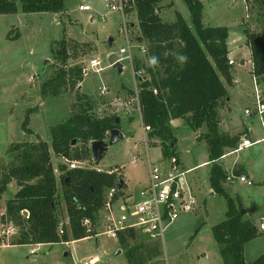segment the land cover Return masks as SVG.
<instances>
[{
  "label": "rangeland",
  "instance_id": "374dc122",
  "mask_svg": "<svg viewBox=\"0 0 264 264\" xmlns=\"http://www.w3.org/2000/svg\"><path fill=\"white\" fill-rule=\"evenodd\" d=\"M165 1L170 2L163 0L161 5H164ZM173 1L175 7L171 10H168L170 4L166 7L162 6L164 8L162 20H172L173 12L177 10L183 13L184 19L190 25L191 19L186 4L182 0ZM63 2L65 10L58 14L50 12L25 14L18 5L17 12L0 15V181L8 168L21 162V153L27 147L37 144L39 137V140L45 141L49 148L51 165L57 179L56 191L61 194L60 167H64L65 171L67 166L62 157L52 152L49 129L51 126L66 122L72 113L89 110V106L92 112L101 117L118 116L123 138L109 145L99 162L93 159L92 154L88 158L75 161L88 169L92 167L106 172L116 166L121 167L120 170L124 172L127 184L126 190L138 194L148 179L139 115L134 108L130 115L127 114L126 109L120 105L127 99L133 98V92L128 90L134 91L136 82L128 59L120 63L121 72L117 67L109 66L108 59L110 54H118L119 50L126 46L122 33L124 23L121 14L111 12L105 0H63ZM201 2L206 24L213 27H230L233 32L229 40L232 51L230 56L238 64L232 68V71L235 79L240 83L236 87L226 88L230 101L226 103L225 99H221L216 109L217 117L223 124L219 129L222 130L227 126L230 129H237L242 122L244 124L249 122L259 129L255 119L249 121L243 117L242 109L251 105L254 84L248 73V64L240 65L241 60L249 61L250 55L244 40L239 41L238 38L243 37L242 27L256 34L264 32V8L256 0H248L245 3L244 0H201ZM85 5H89L91 11H79V6ZM124 21L127 22L129 40L134 45L132 57L145 61L147 58L139 47L143 46L147 50L149 44L140 34L139 21L134 10L125 15ZM240 21L241 26L238 25ZM8 34L10 38L15 34H18V37L8 39ZM61 40L64 41L68 54L65 69L72 66L86 67L88 59L91 58L100 59V67L103 69L98 74L87 73L80 88L72 87L68 82L60 89L58 96L42 97L40 92L42 84L50 75H54L63 67L59 55ZM46 62L49 64L46 65ZM146 74L147 72H143L142 76ZM257 80L261 84L264 83L262 79ZM103 88L105 92L100 95ZM78 95L83 96L82 99L79 100ZM27 118L30 135L23 133L21 129ZM201 128L203 132H207L205 126ZM172 130L177 139L176 153L179 152L181 164L184 168L196 167L194 171L185 175L190 188L196 194V204L193 211L184 213L180 220L166 229L163 243L160 242L159 257L145 259V248L149 242L129 241L124 248L119 246L116 239L104 235L91 236L68 246L63 244L40 246L35 255H30L32 248L30 245L3 246L14 244L20 238L22 230L19 226L20 232L15 238L4 243L0 242V264H83L84 262L90 264L88 261L94 256L98 259L92 264H127L125 253L130 248L134 251L132 264H224L211 229L225 219L227 206L222 196L211 195L212 191H209V166H198L208 158L206 143L197 142L196 137L199 133L193 132L186 120L175 123ZM134 146L142 153L141 160L137 164L132 162ZM259 146L263 147L264 143ZM80 147L81 143L76 144L70 151L71 156ZM148 152L159 170L164 172L168 161L166 158L163 159L159 144L155 146L149 144ZM261 153L264 155L262 150L256 155ZM245 154L246 152H239L227 156L220 159L217 164L224 168L232 161L242 162ZM70 161L73 160L68 159V162ZM182 165L178 166L177 170L181 171ZM254 187L241 182L225 183L226 191L233 197L238 195L243 198V195L250 194ZM17 189L15 182H11L1 195L0 223L1 215L6 213V202L14 197ZM257 200L264 203V192L257 197ZM57 204L59 222L67 228L65 224L67 215L61 197ZM256 218L255 216L253 219L254 224L259 226V219ZM96 231H100L99 228ZM261 254H264V233H257L255 238L244 242L243 258L251 263Z\"/></svg>",
  "mask_w": 264,
  "mask_h": 264
},
{
  "label": "trees",
  "instance_id": "16d2710c",
  "mask_svg": "<svg viewBox=\"0 0 264 264\" xmlns=\"http://www.w3.org/2000/svg\"><path fill=\"white\" fill-rule=\"evenodd\" d=\"M182 1L188 8L190 25L180 13H175L174 22L162 20L159 16L161 0L125 1V15L134 10L139 21L140 34L149 44L145 54L147 59L142 61L133 58L132 62L135 73L147 72L137 81L142 124L150 128L149 138L158 141L152 145L159 144L163 159L175 157L176 160L177 139L170 121L186 120L194 132L202 126L206 127L207 132H201L198 140H203L208 150L209 188L214 194L222 196L227 206L225 219L211 229L213 239L219 246L221 261L224 264H264V254L251 263L243 258L244 242L255 238L257 230L249 222L241 221L237 206L221 186L226 175L217 164L225 154L224 149H235L240 139V135L231 137L218 131L216 109L219 101L227 97L224 82L227 85L232 83L231 67L228 65V29L224 26L208 27L203 24L201 0ZM246 1L248 0H244ZM256 1L264 8V0ZM18 5L25 14H58L65 10L63 0H0V15L17 12ZM242 32L251 60L249 74L264 81V32L256 34L247 28H243ZM9 36L8 34V39H16L18 34L11 38ZM60 45L59 55L63 67L42 84V97L58 96L60 89L68 82L70 86L77 88L83 82L81 67L65 69L68 54L63 40ZM153 89L156 94H153ZM77 97L80 100L83 96ZM88 108L89 110L72 113L64 123L51 126L49 135L53 154L67 160L88 158L92 154L89 147L92 142L106 141L109 136L107 133L111 129L120 130L118 116L101 117L92 112L89 106ZM116 120L119 121L118 124ZM27 126L28 118L21 129L23 133L30 135L31 131ZM37 139V144L27 147L21 153V162L8 168L0 181V197L11 182H15L18 187L14 197L6 202V213L1 215L2 221L7 218L21 227L20 238L11 245L52 246L94 236L95 219L105 205L106 192L109 188L116 187L119 195L125 194L123 172L117 166L108 172L94 168L64 171L61 166L59 183L62 193L58 194L49 148L45 141L39 140V137ZM73 140L77 142L72 144ZM78 143H81V147L71 156V149ZM60 197L70 229L67 231L62 227L61 234L57 229L59 219L56 210ZM22 210L29 213L28 218L22 216ZM83 220L90 222L91 231L88 232V228L82 225ZM117 241L124 248L129 241L149 242L145 248L147 260L161 255L158 243L147 240L133 229L119 232ZM125 256L127 264H132L134 251L130 248Z\"/></svg>",
  "mask_w": 264,
  "mask_h": 264
},
{
  "label": "built area",
  "instance_id": "2783aa9c",
  "mask_svg": "<svg viewBox=\"0 0 264 264\" xmlns=\"http://www.w3.org/2000/svg\"><path fill=\"white\" fill-rule=\"evenodd\" d=\"M108 2V6L111 12H120L123 21L124 40H126V46L119 50L116 55V59L119 63L128 59L131 64L133 62L132 49L134 45L131 44V40L128 37V26L125 19V0H105ZM79 11H91L89 5L79 6ZM141 53L146 54L147 50L141 46L139 47ZM229 58V57H228ZM237 63L231 58L228 59V65L233 68ZM249 69H250V62ZM101 60L98 58L88 59V64L86 67H82V76H86L89 72L100 73L103 68L100 67ZM238 65V64H237ZM109 66H111L109 64ZM112 67V66H111ZM142 71L134 72L132 69V75L136 82V87L134 89L133 98L126 100L124 103H120L121 107L126 109L127 114H131L133 108L137 115H139V121L141 126L142 138V149L145 158L146 171H148V179L146 186L137 194L133 192H128L123 195H119V190L116 187L109 188L105 194V205L102 210L98 213L95 219V232L94 237L104 235L106 237H111L118 239L119 232H127L133 229L135 232L143 235L147 240L156 242L160 245L163 243V237L166 229L173 223L177 222L184 213L193 211L194 205L196 204V199L193 194L192 188H190L185 176L190 170H177V160L175 157L167 158L168 167L164 172L159 170L156 162H154L150 157V152H148V145L158 142L155 139L149 138L150 128L148 126H143L142 124V114L140 113V105L137 96V81L142 78ZM139 78V79H138ZM253 80V90H252V105L246 107L243 112L246 118H254L262 131V138L255 141H251L247 135H243L239 145L232 149L231 153H238L242 148L250 147L256 145L257 143L264 142V83H260L257 78L251 75ZM236 83V82H235ZM105 92V88L100 91V95ZM153 94H156V90H152ZM131 102L133 103L131 105ZM131 105L132 108L129 107ZM130 108V109H129ZM108 134V133H107ZM141 149V150H142ZM133 160L134 164H137L141 160L140 149L134 146L133 150ZM64 164L67 166L68 170L71 169H88L85 165L78 164L77 161L73 160L68 162L67 159L63 158ZM92 168V167H91ZM95 169V168H94ZM97 171H101L96 168ZM109 171V170H108ZM239 182L245 183L247 186L251 185V181L244 175L237 177ZM22 216L28 218L29 213L25 210L21 212ZM2 221V220H1ZM67 231L68 219L65 222ZM260 225L257 227V233H264V219L260 220ZM82 225L88 228V232L91 231V224L88 220H83ZM63 223L58 222L57 229L61 234L63 232ZM100 231H96V230ZM20 230L17 224L13 221L5 218L0 223V242L4 243L12 238H15L19 234ZM73 243V241H71ZM70 243V244H72ZM64 245H69L68 242L62 243ZM39 244L32 245L30 250V255H35L38 252ZM94 259H90L88 262L92 263Z\"/></svg>",
  "mask_w": 264,
  "mask_h": 264
},
{
  "label": "crops",
  "instance_id": "0c3cea01",
  "mask_svg": "<svg viewBox=\"0 0 264 264\" xmlns=\"http://www.w3.org/2000/svg\"><path fill=\"white\" fill-rule=\"evenodd\" d=\"M162 2H163V0H161V2L159 4V6H161V7L162 6L163 7H166L167 5L170 4V8L168 10H171V8H174L175 7V3H174L173 0H170V2H166L165 1L166 3L164 5H161ZM163 7L160 10V14H159L160 17L162 16V14L164 12V8ZM175 13H180V15L182 16V18L184 19V16H183V13L182 12H180V11L178 12L177 10H174V12H173V15H174L173 16V19L172 20L168 19V22H174L175 21ZM203 17L204 16H203V11H202V19H203ZM161 19H162V17H161ZM185 21L187 22V20H185ZM203 24L205 26H208V27H213V26H210L209 24H206L205 23V19H203ZM238 25L241 26L242 25V22L240 21L238 23ZM226 28L228 29V39H227V48H228V51H229L228 57L231 58L230 55H231V52L232 51H231L230 46H229V40L231 38V35H233V32L231 31V29H229L230 27L229 28L226 27ZM242 29H243V27H242ZM240 39L241 40H244V44H245V37L243 36L241 38H238L239 41H240ZM248 54H249V52H248ZM248 62H251V60H249V61L241 60L240 61V65L241 66H244L245 64H248ZM248 68H249V64H248ZM121 71H122V69H121ZM248 73H249V69H248ZM230 75H232V83L230 85H227L224 82L225 88H227L228 86L236 87L237 84L240 83L238 81V79H235V75L233 74L232 68L230 70ZM80 85H81V83H80ZM125 88H126V86H125ZM125 90H127V89H125ZM226 93H227V97L225 98V100H226V103H228L230 101V96H229V93L227 92V89H226ZM127 100H129V99H127ZM251 105H252V97H251ZM251 105L245 106L242 109V112H243V110L246 107H249ZM243 117H245L244 112H243ZM245 119H249V121H250V120H253L254 118H246L245 117ZM180 120L181 119L171 120L170 121L171 126L173 127L175 125V123L179 122ZM218 121H219V124H218V131H219V133L228 134L231 137L240 135V139H239V142H238L237 146L239 145L240 140H241V138H242V136L244 134L247 135L250 138L251 141H255V140L259 139V138H262V136H263L262 135V131L260 130V128L258 129V128L254 127L253 124H251L249 122L248 123H245V124H244V122H242L241 125H239L237 129H233V128L230 129L227 126V127L223 128L222 130H220L219 129L220 128V125H223V124L221 123V121L219 119H218ZM201 129L202 128H200L198 131L195 132V133H199L197 135V137H196L197 142H204L203 140H201V141L198 140L199 135L201 134V132H203ZM203 133H205V132H203ZM262 143H264V142L257 143L256 145H253V146H250V147H246V148L244 147V148H242V150H240L239 152H246V154H245L242 162H239L238 163L237 161H232L227 167H224V168L223 167H220L221 169H223V171L225 172V175H226L225 180L221 182V186L224 188L225 191H226V188H225V183L226 182H231V183L237 182V183H240L237 180V177H234L233 176V172L235 170V168H234L235 165H239L240 167L243 168L242 175L246 176L248 178V180L251 181V185H250L251 187H254L255 186L254 189H253V191L250 194H248V195H245V196L243 195V198L241 196L239 197L238 195H236V197H233L232 195H230L229 192H227V191L226 192L230 196V198L233 200L235 206H237V209H238L239 214H240V217H241V221L242 222H249L256 229H257L258 226L256 224H254V221H253L254 217L256 216L257 217L256 219H259V222H260V220L264 219V203H261V202H259L257 200V197H259V195L261 196L263 194V192H264V155H262V153H261V155H259V154L256 155V153H260L261 150L264 151V146L263 147H261V146L258 147V145H260ZM256 147L258 149H254ZM206 149H207V147H206ZM224 150H225V154L220 159L225 158L227 156H231V155H235V154H238L239 153V152L238 153H231L233 150L232 149H229V148H226ZM161 155H162V153H161ZM219 161H218V163H219ZM180 165H182L181 164V159H180V156H179V152H177V166H180ZM202 165H207L210 168V164L208 163V158H207V160L203 161L198 166H202ZM183 166L184 165H182V171L183 170H190L189 173H191L192 171H194L195 168H196L195 166H192L190 168L189 167L184 168ZM167 167H168V165H167ZM119 168L121 169V167H119ZM189 173H187V174H189ZM209 173H210V170H209ZM208 178H209V176H208ZM187 181H188V179H187ZM123 182L125 183L126 189H127V184H126V181H125V178H124V172H123ZM209 191H212L211 188H209ZM128 192L129 191L126 190V193H128ZM193 194H194V197L196 199V194L194 193V191H193ZM211 195H214L213 191H212ZM256 201H257V203H256ZM86 239H88V238H86ZM86 239L76 240V241H73V243H77L79 241H83V240H86ZM68 243H69V245H71L70 243H72V242H68ZM3 246L4 247H14L13 245H8V246L7 245L6 246L3 245ZM30 246L32 247V245H30ZM40 246H45V245L44 244H39L38 247H40ZM46 246H48V245H46ZM117 254H118V252H117ZM65 255L67 256V254H65ZM92 258L94 259L92 261V263L96 262L97 259H98L96 256H94ZM252 262H253V260H252ZM92 263H90V264H92ZM83 264H86V263L84 262Z\"/></svg>",
  "mask_w": 264,
  "mask_h": 264
},
{
  "label": "water",
  "instance_id": "95a60500",
  "mask_svg": "<svg viewBox=\"0 0 264 264\" xmlns=\"http://www.w3.org/2000/svg\"><path fill=\"white\" fill-rule=\"evenodd\" d=\"M108 59H109V64L112 67H117L118 71L121 72L120 63L117 61L116 55L110 54L108 56ZM48 64H49V62H46V65H48ZM118 123H119V121L116 120V124H118ZM108 134H109V138H108L107 142L106 141H97V142H92L90 145V150H91V153L93 155V159L96 162H99L103 158L105 151L107 150L109 145L115 144L118 140L123 138V134L117 128L111 129L108 132ZM76 142H77L76 140H73L72 144H75ZM234 168H235V170L233 172V176L234 177H240V175L243 172V168L240 167L239 165H235Z\"/></svg>",
  "mask_w": 264,
  "mask_h": 264
},
{
  "label": "clouds",
  "instance_id": "9594fccd",
  "mask_svg": "<svg viewBox=\"0 0 264 264\" xmlns=\"http://www.w3.org/2000/svg\"><path fill=\"white\" fill-rule=\"evenodd\" d=\"M181 59H184L183 57ZM153 63H155V60H153Z\"/></svg>",
  "mask_w": 264,
  "mask_h": 264
},
{
  "label": "flooded vegetation",
  "instance_id": "af4514ba",
  "mask_svg": "<svg viewBox=\"0 0 264 264\" xmlns=\"http://www.w3.org/2000/svg\"><path fill=\"white\" fill-rule=\"evenodd\" d=\"M109 138V136L107 137V139Z\"/></svg>",
  "mask_w": 264,
  "mask_h": 264
}]
</instances>
